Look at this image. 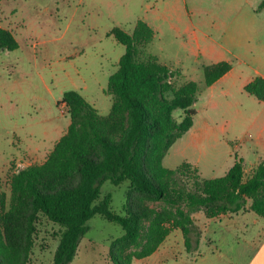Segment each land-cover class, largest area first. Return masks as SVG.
<instances>
[{"label": "rangeland", "instance_id": "374dc122", "mask_svg": "<svg viewBox=\"0 0 264 264\" xmlns=\"http://www.w3.org/2000/svg\"><path fill=\"white\" fill-rule=\"evenodd\" d=\"M262 1L2 0L0 26L13 33L19 48L0 51V211L10 208L12 176L42 164L68 130L71 120L59 105L65 92L78 91L101 115H109L112 97L105 91L126 52L109 34L115 27L132 34L139 20L155 31L141 57L155 56L179 73L177 86L187 81L199 86L194 106L198 139L185 134L167 154L164 167L174 170L192 163L203 179L224 176L238 156L264 142V102L244 89L254 78L264 77V10H258ZM220 61L233 65L226 95L205 86L204 66ZM182 114L177 110L174 116L181 121ZM129 187V182L102 186L103 195H112L116 214H127ZM133 202L140 212L166 208L142 197ZM253 217L260 225L249 218L250 229L241 232L228 217L207 219L197 213V249L187 252L183 233L177 230L155 255L133 264H248L264 225V219L255 213ZM149 223L143 219L145 226ZM33 227L31 251L13 253L16 263L53 264L63 228L43 214ZM88 227L71 264H113L112 242L123 236L122 227L100 216ZM6 241L9 245V236ZM131 249L121 247L116 253L124 257Z\"/></svg>", "mask_w": 264, "mask_h": 264}, {"label": "trees", "instance_id": "16d2710c", "mask_svg": "<svg viewBox=\"0 0 264 264\" xmlns=\"http://www.w3.org/2000/svg\"><path fill=\"white\" fill-rule=\"evenodd\" d=\"M258 10H264V0ZM109 35L126 47L105 91L112 97L111 111L103 116L78 91L64 93L59 105L71 120L68 130L42 164L11 178L10 208L0 211V264H17L13 253H30L39 214L63 228L53 264L73 262L95 216L123 229V236L112 242L113 264L151 257L177 230L183 233L187 252H192L201 242L194 223L200 212L216 219L249 208L264 219V160L247 179L239 158L224 176L214 179H203L190 163L174 170L164 167L173 145L193 127L199 86L194 81L177 86L179 73L155 56L141 57L155 38L145 21L139 20L132 34L115 27ZM18 48L13 33L0 26V51ZM232 69L228 61L204 66L205 86ZM244 89L264 102V77L254 78ZM177 110L183 112L181 121L174 116ZM105 182L116 187L130 183L126 215L113 212L112 195L102 194ZM136 197L162 202L166 208L140 212L134 206ZM144 218L150 219L148 226ZM121 247L132 249L119 257Z\"/></svg>", "mask_w": 264, "mask_h": 264}, {"label": "crops", "instance_id": "0c3cea01", "mask_svg": "<svg viewBox=\"0 0 264 264\" xmlns=\"http://www.w3.org/2000/svg\"><path fill=\"white\" fill-rule=\"evenodd\" d=\"M232 74V70L231 72H229L228 74H226L224 77H222L220 80H218L215 84H213L212 86L210 87H207L212 93H223L224 95H226V93H228V91L226 90L225 87V84H227V82L230 80V76ZM198 104V102H197ZM196 104V105H197ZM195 105V106H196ZM198 113V112H197ZM207 126H210V125H207ZM196 123L194 121V124H193V127L191 128V130H189V134L190 136L193 135V139L192 141H196V138H197V134L198 133V130H196ZM188 133V132H187ZM186 133V134H187ZM207 134H209V131L207 132ZM191 139V137H190ZM198 139V138H197ZM260 142H263V141H258L253 147H250L248 151H246V153H244L243 155L241 156H238L239 159H242L244 161V164L246 166V163H249L250 167L249 168H246L245 167V173L246 172H252L253 169L262 161L264 160V142L263 143H260ZM166 158V157H165ZM165 160V159H164ZM235 162H233L232 166L234 165ZM192 164V163H191ZM193 165V164H192ZM195 166V165H193ZM231 166V167H232ZM196 167V166H195ZM231 169V168H230ZM229 169V170H230ZM228 170V171H229ZM249 173V174H250ZM214 179V178H213ZM251 205V202H249V206ZM248 206V207H249ZM253 213L254 212H251L248 208L247 211L245 212H241L239 214H234V215H224V216H221L219 218H225V217H228L229 219H232V225L235 227V228H238L241 230V232H248V230L250 229V224H249V218H252L253 219V223L257 224V225H260V221L258 219H255L253 217ZM258 216V215H257ZM259 217V216H258ZM219 218H216V219H219ZM236 218V219H235ZM260 218V217H259ZM263 227V233H261L262 235V240L260 242V244L258 245L257 247V250L255 252V254L252 256V258L250 259L249 263L248 264H264V225H261ZM158 252V250H157ZM156 252V253H157ZM155 253V254H156ZM154 254V255H155Z\"/></svg>", "mask_w": 264, "mask_h": 264}]
</instances>
